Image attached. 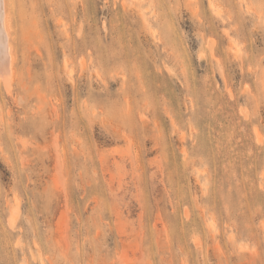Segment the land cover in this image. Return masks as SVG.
Wrapping results in <instances>:
<instances>
[{"label":"rangeland","instance_id":"1","mask_svg":"<svg viewBox=\"0 0 264 264\" xmlns=\"http://www.w3.org/2000/svg\"><path fill=\"white\" fill-rule=\"evenodd\" d=\"M7 1L0 264H264V0Z\"/></svg>","mask_w":264,"mask_h":264},{"label":"bare ground","instance_id":"2","mask_svg":"<svg viewBox=\"0 0 264 264\" xmlns=\"http://www.w3.org/2000/svg\"><path fill=\"white\" fill-rule=\"evenodd\" d=\"M7 6H8L7 0H0V79L2 80L4 79L3 81L5 86H10L11 80L8 78L10 77V75L14 73V70L12 71L13 73H10V71L14 69L12 68L14 54L10 39ZM8 72L10 73V75H8ZM5 79L6 81L7 80L10 81L7 83Z\"/></svg>","mask_w":264,"mask_h":264}]
</instances>
